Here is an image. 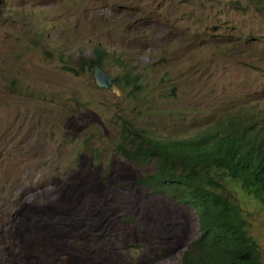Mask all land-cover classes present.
Returning a JSON list of instances; mask_svg holds the SVG:
<instances>
[{"label": "rangeland", "instance_id": "obj_1", "mask_svg": "<svg viewBox=\"0 0 264 264\" xmlns=\"http://www.w3.org/2000/svg\"><path fill=\"white\" fill-rule=\"evenodd\" d=\"M263 13L253 0H0V202L13 201L0 264H179L197 215L137 180L152 161L119 154L132 144L120 125L188 135L233 102L264 126ZM96 44L114 90L83 62ZM227 182L264 264V211Z\"/></svg>", "mask_w": 264, "mask_h": 264}, {"label": "trees", "instance_id": "obj_2", "mask_svg": "<svg viewBox=\"0 0 264 264\" xmlns=\"http://www.w3.org/2000/svg\"><path fill=\"white\" fill-rule=\"evenodd\" d=\"M253 3L256 9L264 7V0ZM105 56L106 49L96 44L92 56L83 62L91 67L102 64ZM126 77L133 85L139 74L130 72ZM113 78L117 83L118 77ZM184 107L192 113L204 112ZM253 107L223 105L214 111L211 124L188 135L155 136L120 125L122 137L132 144H118L119 154L139 165L152 161L137 180L155 194L164 193L188 205L197 215L198 233L182 251L179 264H261L259 242L247 231L245 214L227 182L232 180L247 201L254 200L264 211V126L256 125L260 119ZM107 177L106 171L100 181ZM120 185L114 180L112 187ZM2 204L6 215L13 201ZM43 226L59 236L56 219H47ZM44 237L50 241L46 232Z\"/></svg>", "mask_w": 264, "mask_h": 264}, {"label": "water", "instance_id": "obj_3", "mask_svg": "<svg viewBox=\"0 0 264 264\" xmlns=\"http://www.w3.org/2000/svg\"><path fill=\"white\" fill-rule=\"evenodd\" d=\"M92 74L94 77V82L106 90H114L113 78L104 71L100 66L96 65L92 69Z\"/></svg>", "mask_w": 264, "mask_h": 264}, {"label": "clouds", "instance_id": "obj_4", "mask_svg": "<svg viewBox=\"0 0 264 264\" xmlns=\"http://www.w3.org/2000/svg\"><path fill=\"white\" fill-rule=\"evenodd\" d=\"M257 10L260 12V13H262V12H264V7H262V8H259L258 7V5H257ZM263 15H264V13H263ZM96 65H98V66H100L102 69H103V67L101 66V64H93V65H91V67H92V69H93V67L94 66H96ZM104 71H106L105 69H103ZM107 72V71H106ZM91 73H92V71H91ZM108 73V72H107ZM109 74V73H108ZM110 75V74H109ZM111 76V75H110ZM92 77H93V74H92ZM112 78L114 77V76H111ZM93 81H94V77H93ZM95 83V82H94ZM113 84H114V87H115V81H114V78H113ZM95 85H97L96 83H95ZM99 88H101V89H103L102 87H100L99 85H97ZM104 90H106V89H104ZM109 90H111V89H109ZM9 196H11V194L9 195ZM6 197H8L7 195L6 196H4V198H6ZM4 198H2V201H3V199ZM2 201L0 202V205H1V203H2ZM8 254V250H6L5 249V251L2 253V254H0V256H2V257H5L6 255Z\"/></svg>", "mask_w": 264, "mask_h": 264}]
</instances>
